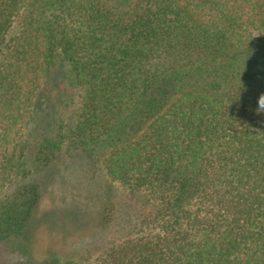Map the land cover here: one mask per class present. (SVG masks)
<instances>
[{
  "label": "trees",
  "instance_id": "obj_1",
  "mask_svg": "<svg viewBox=\"0 0 264 264\" xmlns=\"http://www.w3.org/2000/svg\"><path fill=\"white\" fill-rule=\"evenodd\" d=\"M261 93L264 0H0V239L66 144L138 203L79 264H264Z\"/></svg>",
  "mask_w": 264,
  "mask_h": 264
},
{
  "label": "rangeland",
  "instance_id": "obj_2",
  "mask_svg": "<svg viewBox=\"0 0 264 264\" xmlns=\"http://www.w3.org/2000/svg\"><path fill=\"white\" fill-rule=\"evenodd\" d=\"M12 142L8 139L6 146ZM67 149L65 144L48 171L20 179L19 184L38 182L37 201L23 231L0 239V264L94 262L111 243L133 233L137 201L98 161ZM13 190L12 184L0 189V200ZM107 205L114 208L110 220L103 216Z\"/></svg>",
  "mask_w": 264,
  "mask_h": 264
},
{
  "label": "clouds",
  "instance_id": "obj_3",
  "mask_svg": "<svg viewBox=\"0 0 264 264\" xmlns=\"http://www.w3.org/2000/svg\"><path fill=\"white\" fill-rule=\"evenodd\" d=\"M254 111L258 114H264V93L257 96Z\"/></svg>",
  "mask_w": 264,
  "mask_h": 264
}]
</instances>
